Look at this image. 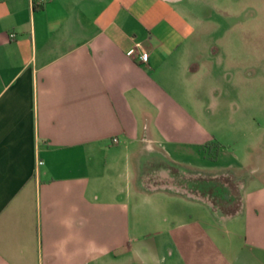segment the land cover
Listing matches in <instances>:
<instances>
[{
	"label": "crops",
	"instance_id": "0c3cea01",
	"mask_svg": "<svg viewBox=\"0 0 264 264\" xmlns=\"http://www.w3.org/2000/svg\"><path fill=\"white\" fill-rule=\"evenodd\" d=\"M212 2L0 0V264H264V34Z\"/></svg>",
	"mask_w": 264,
	"mask_h": 264
},
{
	"label": "rangeland",
	"instance_id": "374dc122",
	"mask_svg": "<svg viewBox=\"0 0 264 264\" xmlns=\"http://www.w3.org/2000/svg\"><path fill=\"white\" fill-rule=\"evenodd\" d=\"M211 6L207 9L210 17H230L236 18L240 16L248 17V31L251 33L264 34V0H212ZM236 26V25H235ZM232 25H222L218 31H229ZM264 39V37H263ZM264 40H260V43ZM225 72L219 71L217 76V86L214 89L218 98V103L213 104L216 109L224 110V103H221L225 97ZM157 155V156H156ZM153 155L152 158L148 159V166L138 169L136 179H138L139 185L151 186V187H167L169 189L180 190L182 188L189 187V183L186 180H197L203 179L209 180L210 175L208 171L202 170L201 173L197 169L193 168H180L175 164H168L166 160H162L159 154ZM165 161V162H164ZM167 162V163H166ZM163 163L164 165H162ZM167 164V165H166ZM162 165V166H161ZM163 167V168H162ZM159 171V173H158ZM230 176V175H229ZM227 177L226 173L213 174L214 184L220 186L219 193H233L236 184L231 182L232 179ZM241 176V175H240ZM239 176V178H240ZM242 177V176H241ZM186 179V180H185ZM208 194L201 192L200 195H205L209 200L214 198ZM215 193L213 192V195ZM217 197V194H215Z\"/></svg>",
	"mask_w": 264,
	"mask_h": 264
},
{
	"label": "built area",
	"instance_id": "2783aa9c",
	"mask_svg": "<svg viewBox=\"0 0 264 264\" xmlns=\"http://www.w3.org/2000/svg\"><path fill=\"white\" fill-rule=\"evenodd\" d=\"M129 55H137L141 60L145 61L148 59L149 51L143 47H141L140 44L133 45L129 47L126 51Z\"/></svg>",
	"mask_w": 264,
	"mask_h": 264
},
{
	"label": "trees",
	"instance_id": "16d2710c",
	"mask_svg": "<svg viewBox=\"0 0 264 264\" xmlns=\"http://www.w3.org/2000/svg\"><path fill=\"white\" fill-rule=\"evenodd\" d=\"M213 144H215L216 146H219V142L218 141H213Z\"/></svg>",
	"mask_w": 264,
	"mask_h": 264
}]
</instances>
